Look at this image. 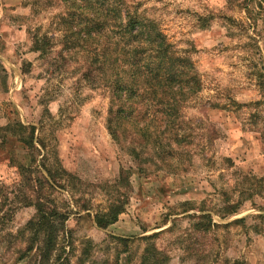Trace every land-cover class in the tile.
I'll return each instance as SVG.
<instances>
[{
    "label": "rangeland",
    "instance_id": "rangeland-1",
    "mask_svg": "<svg viewBox=\"0 0 264 264\" xmlns=\"http://www.w3.org/2000/svg\"><path fill=\"white\" fill-rule=\"evenodd\" d=\"M2 1L0 126H37L45 145L34 153L46 154L64 184L53 195L69 213L62 242L70 264H140L149 242L168 256L163 264H264V0L128 2L167 36L186 78L200 81L182 110V159L172 165L153 156L145 174L109 131L110 90L87 78L84 56L67 48L59 17L66 3ZM38 39L46 51L36 49ZM30 152L0 130V191L12 199L2 211L11 216L0 223V264H28L18 259L22 238L10 235L37 212L15 196L17 166L30 164ZM116 202L124 208L118 220L99 227L96 212ZM196 214L219 226H196Z\"/></svg>",
    "mask_w": 264,
    "mask_h": 264
},
{
    "label": "trees",
    "instance_id": "trees-1",
    "mask_svg": "<svg viewBox=\"0 0 264 264\" xmlns=\"http://www.w3.org/2000/svg\"><path fill=\"white\" fill-rule=\"evenodd\" d=\"M60 1L66 3L59 17L68 50L84 56L87 78L95 76L110 90L108 128L113 138L134 159L142 174L147 173L145 166L153 156L165 163L178 164L182 159L179 155H183L178 149L188 135L182 110L194 96L200 81L196 76L186 78L187 65L171 51L167 36L156 22L144 20L131 10L130 0ZM36 49L46 51L39 39ZM142 55L150 58L144 65L140 62ZM0 130L6 133L10 130L12 137L31 150L30 164L17 166L22 179L15 196L22 197L25 205H34L37 212L17 234L10 235L11 238L21 237L24 242L17 250L18 259H27L28 264H70L68 245L62 242L69 232V213L63 211L53 195V191L64 184L46 164V154L40 153L43 157L39 160L40 154L34 153L45 145L37 135V126L13 121L0 126ZM41 162L47 173L39 168ZM127 174L126 170L121 171V181H128ZM1 193L0 223L5 215L11 216L9 212L2 215V211L12 200L8 193L3 196ZM235 207L229 208L232 214L236 213ZM123 209V204L116 202L108 210L96 212V224L106 228L118 220ZM193 217L198 219L196 226L205 230L219 226L211 214ZM115 238L126 242L131 239ZM86 244L85 253H88L90 241ZM167 258L149 242L140 264H163ZM83 261L84 258L81 264ZM234 264L243 263L236 260Z\"/></svg>",
    "mask_w": 264,
    "mask_h": 264
},
{
    "label": "crops",
    "instance_id": "crops-1",
    "mask_svg": "<svg viewBox=\"0 0 264 264\" xmlns=\"http://www.w3.org/2000/svg\"><path fill=\"white\" fill-rule=\"evenodd\" d=\"M10 5H14V4H10ZM5 3L2 1V3H1V5H0V8H3V9H5Z\"/></svg>",
    "mask_w": 264,
    "mask_h": 264
}]
</instances>
